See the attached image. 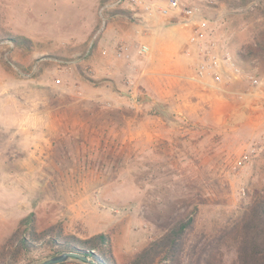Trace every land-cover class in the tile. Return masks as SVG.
Returning a JSON list of instances; mask_svg holds the SVG:
<instances>
[{
	"label": "rangeland",
	"instance_id": "obj_1",
	"mask_svg": "<svg viewBox=\"0 0 264 264\" xmlns=\"http://www.w3.org/2000/svg\"><path fill=\"white\" fill-rule=\"evenodd\" d=\"M180 1L192 18L131 0H0V264L47 260L3 248L29 215L37 232L106 234L128 264L178 219L195 218L189 240L211 238L258 197L264 145L240 160L264 133V26L250 5Z\"/></svg>",
	"mask_w": 264,
	"mask_h": 264
},
{
	"label": "trees",
	"instance_id": "obj_2",
	"mask_svg": "<svg viewBox=\"0 0 264 264\" xmlns=\"http://www.w3.org/2000/svg\"><path fill=\"white\" fill-rule=\"evenodd\" d=\"M218 1H224L232 10L250 5L255 19L264 26V0ZM9 40L14 46L27 47L30 44L22 37ZM256 40L255 46L259 45L264 50V29L257 32ZM194 223L193 216L178 219L160 237L135 253L128 264H264V185L258 197L243 210L240 217L231 226L219 229L211 238L201 235L189 240ZM12 247L15 249L13 254L21 251L29 254L35 248H48L50 253L44 259L63 252H74L98 264H115L110 239L106 234L80 239L64 236L55 226L37 232L33 227L32 215L20 220L3 248ZM70 263L82 264L73 260Z\"/></svg>",
	"mask_w": 264,
	"mask_h": 264
},
{
	"label": "built area",
	"instance_id": "obj_3",
	"mask_svg": "<svg viewBox=\"0 0 264 264\" xmlns=\"http://www.w3.org/2000/svg\"><path fill=\"white\" fill-rule=\"evenodd\" d=\"M132 3L134 4H138V3H142L143 4V8L144 10L149 14L152 15L154 13H157L161 16H175L179 13L184 14L183 18L185 20H187L188 18H192L194 13H193V9L191 8H184L181 1L180 0H165L163 3H156L154 1L152 2H142L141 0H131ZM148 52L147 47L142 46L138 53L140 55H144ZM121 54V53H120ZM208 57V61H209V65L212 69H219L222 65L223 66H229L231 71L234 72H238V70L234 67L233 63L231 62L229 57H226L225 59H223L222 61H220L219 59L216 58H211L210 56ZM204 69V67H201V70L199 72V75H202V70ZM246 78L248 80H250V82H252L253 84L257 83V81L255 79H253L252 76L247 75ZM215 80H219V76H215ZM264 145V133L263 135L260 137L259 141L253 143L252 145H250L248 152H246L240 160V165L243 166H247L250 164V157L254 156L258 153L259 151V147Z\"/></svg>",
	"mask_w": 264,
	"mask_h": 264
},
{
	"label": "water",
	"instance_id": "obj_4",
	"mask_svg": "<svg viewBox=\"0 0 264 264\" xmlns=\"http://www.w3.org/2000/svg\"><path fill=\"white\" fill-rule=\"evenodd\" d=\"M77 261L79 263L82 264H98L95 261H93L92 259L85 257L81 254L78 253H74V252H63L60 253L58 255H55L39 264H62L65 263L67 261Z\"/></svg>",
	"mask_w": 264,
	"mask_h": 264
}]
</instances>
